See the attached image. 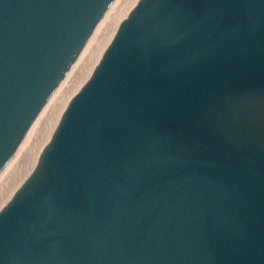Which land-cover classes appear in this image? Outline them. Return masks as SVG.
<instances>
[{"label": "water", "instance_id": "1", "mask_svg": "<svg viewBox=\"0 0 264 264\" xmlns=\"http://www.w3.org/2000/svg\"><path fill=\"white\" fill-rule=\"evenodd\" d=\"M112 0H0V170ZM0 208V264H264V0H136Z\"/></svg>", "mask_w": 264, "mask_h": 264}, {"label": "bare ground", "instance_id": "2", "mask_svg": "<svg viewBox=\"0 0 264 264\" xmlns=\"http://www.w3.org/2000/svg\"><path fill=\"white\" fill-rule=\"evenodd\" d=\"M136 0H112L111 5L96 22L84 47L70 64L68 71L61 77L40 113L33 117V124L28 125L22 142L15 149L5 167L0 170V208L10 198L34 166V158L41 149V145L48 142L59 114L70 96L77 92L79 86L86 80L95 61L100 58L101 51L107 46L117 28L118 22L126 16L127 11L133 7Z\"/></svg>", "mask_w": 264, "mask_h": 264}]
</instances>
